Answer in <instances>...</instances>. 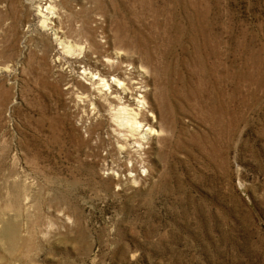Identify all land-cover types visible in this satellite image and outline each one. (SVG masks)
<instances>
[{
	"label": "rangeland",
	"instance_id": "rangeland-1",
	"mask_svg": "<svg viewBox=\"0 0 264 264\" xmlns=\"http://www.w3.org/2000/svg\"><path fill=\"white\" fill-rule=\"evenodd\" d=\"M67 2L58 35L0 0V264H264V0ZM90 40L144 71L150 138L68 93L50 50Z\"/></svg>",
	"mask_w": 264,
	"mask_h": 264
},
{
	"label": "bare ground",
	"instance_id": "bare-ground-1",
	"mask_svg": "<svg viewBox=\"0 0 264 264\" xmlns=\"http://www.w3.org/2000/svg\"><path fill=\"white\" fill-rule=\"evenodd\" d=\"M36 1L40 9L42 8L46 12L47 17L51 18L49 19L51 22L49 24H51L50 26L54 28V31L58 35H61L62 31L58 27L59 13L58 11H56L57 9L55 10L56 5L58 3H61L67 13H72L73 15H76V16H78L79 14V12H77L67 2V0H36ZM44 11L42 14H44ZM38 13H41V11L39 10ZM49 20H47L46 22H48ZM86 28L87 27H79V29L81 30L82 29L87 30ZM65 34L67 33L65 32ZM67 37L69 38L68 35ZM75 42H72V43H75ZM83 45L85 44L82 43L81 46ZM95 45H96V42L93 40H90V44L88 45V47L82 50L83 52L82 56H79V55L70 56L68 54L69 57L66 59L68 62H70V65H71L69 66L70 69H67V68L64 69V67L61 65V59L58 56L57 50L55 48H51L50 50L51 64L56 69L65 71L66 73V78H65L66 87L65 88L67 89L68 93L70 94L73 93L75 95L74 96L75 98L77 97V98H80L81 100L90 98L91 100L96 101L98 103L97 105L98 109H103L108 102H112V101L123 103L124 105L127 104L130 107H126V108L129 111H131V113L134 114V115H130V119L128 120L132 119V122H135V123H137V119L135 118V113L137 112H139V114L141 113L140 115L141 121H144V123L140 122L138 125H136L135 128L138 129L141 133H145L146 136L150 138V135H151L150 133L153 131L152 129L153 121L150 119V117L148 116V113L142 107V105H144V103L146 102L145 98L147 96L146 95L147 86L144 82L145 81L144 71L141 70V68L135 64H132L133 69H130L126 64L122 62L123 60H121V57H123L124 54H121V52H118V51H117L118 53L117 55L119 56L117 57L116 61L115 60L112 61L110 58L105 59V57H100L98 54H97L98 56L91 55L90 52L94 51ZM81 46L80 48H82ZM112 106H114V104H112ZM146 106L150 107L148 104H146ZM91 112L94 113L96 111L95 110L93 111V109H91ZM107 115L109 116V114Z\"/></svg>",
	"mask_w": 264,
	"mask_h": 264
}]
</instances>
